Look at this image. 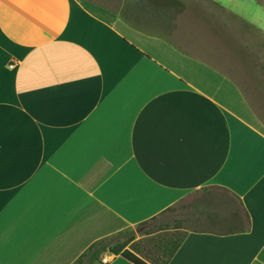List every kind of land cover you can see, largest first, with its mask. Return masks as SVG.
Listing matches in <instances>:
<instances>
[{
    "label": "crops",
    "instance_id": "obj_1",
    "mask_svg": "<svg viewBox=\"0 0 264 264\" xmlns=\"http://www.w3.org/2000/svg\"><path fill=\"white\" fill-rule=\"evenodd\" d=\"M216 190L243 228L164 264H264V0H0V264H133L107 240Z\"/></svg>",
    "mask_w": 264,
    "mask_h": 264
},
{
    "label": "rangeland",
    "instance_id": "obj_2",
    "mask_svg": "<svg viewBox=\"0 0 264 264\" xmlns=\"http://www.w3.org/2000/svg\"><path fill=\"white\" fill-rule=\"evenodd\" d=\"M212 192L210 196L203 191L189 193L158 216L140 224L138 231H125L107 240L108 246H129L147 260L161 264L188 230H228L238 218L244 221L236 199L221 190ZM196 204L200 210L195 209Z\"/></svg>",
    "mask_w": 264,
    "mask_h": 264
},
{
    "label": "trees",
    "instance_id": "obj_3",
    "mask_svg": "<svg viewBox=\"0 0 264 264\" xmlns=\"http://www.w3.org/2000/svg\"><path fill=\"white\" fill-rule=\"evenodd\" d=\"M204 189H207V188H204ZM244 223H245V221H243L242 219L238 218V220L234 223V225L228 230L230 232L241 230L243 228ZM181 240H182V238L173 246V248L171 249V251L168 254V257L172 255V253L175 251V249L177 248V246L179 245ZM122 248H111L110 247V250L113 253H115V254L120 253L121 256H123L128 261L132 262L133 264H149L145 260H143L141 257H139L136 254H134L133 252H131L130 250H128V249L122 250ZM102 249H104V246L92 244L89 248H87L86 251H84V253H82L76 259L74 264L81 263L82 259L84 257H87V256H88V258H91V259L97 258L99 253L102 251ZM165 262H166V260L163 263H161V264H164Z\"/></svg>",
    "mask_w": 264,
    "mask_h": 264
},
{
    "label": "built area",
    "instance_id": "obj_4",
    "mask_svg": "<svg viewBox=\"0 0 264 264\" xmlns=\"http://www.w3.org/2000/svg\"><path fill=\"white\" fill-rule=\"evenodd\" d=\"M10 66L12 67L13 65L10 64ZM101 259H102L103 262H107L108 261V258L106 256H103Z\"/></svg>",
    "mask_w": 264,
    "mask_h": 264
}]
</instances>
